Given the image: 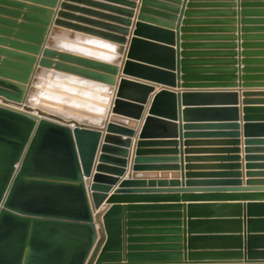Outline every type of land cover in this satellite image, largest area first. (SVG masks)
I'll return each instance as SVG.
<instances>
[{"label":"crops","instance_id":"obj_1","mask_svg":"<svg viewBox=\"0 0 264 264\" xmlns=\"http://www.w3.org/2000/svg\"><path fill=\"white\" fill-rule=\"evenodd\" d=\"M143 2L56 0L40 53L25 85L24 99H39L44 107L57 102V105L76 111V115L100 122L93 127L100 131L101 139L92 175L84 178L90 201L95 175L117 181L110 185L111 190L98 211L102 215L100 224L95 222L97 232H102L98 233V238L106 234L103 215L110 208L119 206L123 220L120 241L109 248H106L107 241L102 243L93 264H264V190L204 191L238 186L224 183L194 185L191 190H199L194 192L173 191L185 186L182 165L187 181L233 179L241 180L243 187L263 189L264 169L245 168L243 129L240 139L235 141L184 139L183 163L178 133L164 138L140 139L153 98L163 88L176 92L236 91L241 126L246 120L264 121V0H149L146 5ZM155 45L170 49L175 64L179 49L182 60L198 62L193 67L215 69L214 75L222 80H204L203 83L219 87L180 88L183 83L179 85L176 72L142 63L148 57L166 62L168 57L156 50ZM46 52L52 55H45ZM129 58L140 66H150L173 76L169 83L141 80L154 86V91L137 120L111 113L119 79L140 80L124 75ZM4 60L5 56H1L0 68L19 76L26 74L20 66L3 65ZM108 67L116 68V72H104ZM39 70L43 72L41 77L37 75ZM98 74L105 76L102 81ZM108 78L114 79L113 84L110 85ZM35 81L42 82L43 88L35 86ZM48 86H62L69 92L46 90ZM33 90L73 103L38 98L31 95ZM39 101L35 100L36 106ZM37 111L33 109L31 113L38 115ZM176 119L182 126L219 124L185 121L179 115ZM110 122L133 130V135L108 133ZM161 130L171 131L166 127ZM109 134L130 141V145L124 147L128 155L120 157L126 162L122 167L100 162L103 147L109 145L105 143ZM253 139L260 141L254 145L257 151L253 156L258 157L254 163L264 164V135ZM137 158L144 165H177L178 169L135 172ZM118 170L121 173H117ZM121 187L123 191L116 194ZM129 190L136 192L129 193ZM125 197L141 199L122 202L121 198ZM128 206L133 207L131 220ZM130 221L131 226L128 225ZM101 258L104 259L100 261Z\"/></svg>","mask_w":264,"mask_h":264},{"label":"water","instance_id":"obj_2","mask_svg":"<svg viewBox=\"0 0 264 264\" xmlns=\"http://www.w3.org/2000/svg\"><path fill=\"white\" fill-rule=\"evenodd\" d=\"M55 2L56 0H0V4L25 7L27 13L24 14V20L34 22L35 19L42 25L35 31L28 25L18 26L12 21L5 22L11 27L18 26L23 30L27 29V32L29 30L36 34L17 33V37L26 42L24 45L10 42L12 43L11 48L15 47L25 52L19 55L28 64L24 67L25 75H15L0 68V264H93V259L102 243L107 241L106 248H109L112 243L120 241L123 211L119 206L110 208L103 215L106 234L98 238V233L102 232H97L95 228V222L100 224L102 216L98 211L107 198L108 191L111 190L110 185L115 184L117 180L100 174L95 175L90 188L92 202L85 187L84 178H90L92 175L101 139L100 131L93 127L98 126L100 122L73 115L47 114L42 110L37 111L38 115H36L31 113L33 109L30 103L34 100L24 99L25 85L29 82L36 56L40 52L47 33L46 27L49 25L52 16L51 9L55 6ZM27 3L32 5L29 6ZM147 3L149 0H144L143 4ZM143 10H145L144 7ZM33 14L42 15V18L36 19ZM1 32L13 33L9 30H1ZM121 41L124 42V40ZM31 42L32 44H29ZM154 47L168 57L166 62H159L148 57L144 58L142 63L176 72L179 85L183 83V86H179L180 88L219 87L218 84L203 83L204 80H222V77L214 75L215 69L193 67L192 65L198 62L182 60L178 48L175 64L170 49L162 45ZM8 55L17 57L12 50H9ZM45 55L52 54L46 52ZM131 55L136 56L133 52ZM133 61L129 58L125 63L124 75L140 80L126 77L119 79L111 113L137 120L141 117L143 105L147 103L148 96L154 91V86L141 80L169 83L173 81V76L150 66H140ZM110 70L113 73L116 72V68H110ZM204 73L209 75L204 76ZM108 81L111 85L114 79L109 78ZM105 90L111 91L110 88H105ZM238 102L239 94L236 91L176 92L163 88L153 98L140 139L164 138L168 134L178 133L183 163L184 139L235 141L240 139L242 128L246 155L245 168L247 170L264 169V164L254 163L258 157L253 156V153L257 151L254 145L260 143L253 138L264 135V121L246 120L241 126ZM182 104L186 108L182 109ZM177 115L183 117L185 121H211L219 124L182 126L177 124ZM162 127L171 131L163 132ZM108 133L124 134L130 137L133 135V130L110 122ZM111 134L106 137L105 143L109 145L103 147L104 155L100 158V162H111L122 167L126 162L120 157L125 158L128 155L124 147L127 148L130 141ZM141 162L140 158L134 161L133 170L135 172L178 169L177 165L155 166L144 165ZM181 169L182 182L185 186L173 191L194 192L199 191L191 190L193 188L190 187L194 185L224 183H233L238 186L208 188L204 191L264 190V188L243 187L241 180L233 179L187 181L183 165ZM117 173L121 171L118 170ZM122 189L123 187L118 189L116 194H120ZM135 192L129 190V193ZM135 198L141 199L125 197L121 198V201L132 202ZM132 211L133 207L128 206L129 220L132 218ZM131 224V221L128 222L129 226ZM131 234L132 231H129V235ZM90 255L91 259L88 260ZM103 259L101 258L100 261ZM115 259L119 261L120 255ZM129 259L134 261L131 256Z\"/></svg>","mask_w":264,"mask_h":264},{"label":"rangeland","instance_id":"obj_3","mask_svg":"<svg viewBox=\"0 0 264 264\" xmlns=\"http://www.w3.org/2000/svg\"><path fill=\"white\" fill-rule=\"evenodd\" d=\"M27 4L29 6L32 5L31 3H27ZM26 13H27V9L25 7H23V6H21V5L13 6V5H10V4H0V50H2L0 52V57L1 56H5V58H6V60L3 61V65L20 66V68L23 69L24 66H25L24 64H27V62L25 60H22V58L19 57V55H22L25 52L15 48V47H12V48L10 47V45L12 43L13 44H23V45L26 44L25 41H23L22 39L17 37V35H16L17 33H20V32H24L25 33L26 32L28 35H30V34L35 35L36 34L35 32H31L29 30L27 32L26 31L27 29L23 30V28L18 27V26L23 25V24L24 25H28L29 28H31L32 30H35V31H36L37 28L42 27V25L38 21H36L35 19H34V22H29V21L26 22L24 20V14H26ZM33 16L36 19L37 18H42V15H38V14L37 15L33 14ZM6 21H12L13 23H16L18 26H12L11 27V26L5 24ZM47 27H46V29H47ZM1 30H9V31H11L13 33L12 34H5V33H2ZM10 42H12V43H10ZM6 43H8V44H6ZM29 44H32V42L29 43ZM9 50H12L13 53H15V55H17V57L9 56L8 55ZM10 59L18 61V63L17 62H16L17 64L16 63H12V61ZM36 61H37V59H36ZM36 61H35V63H36ZM109 68L110 67H108L106 70H104V72H107V71L111 72V70ZM37 75H38V77H41V76H43V72L41 70H39ZM103 77H105V76H103L102 74H98V78H100L101 81L103 80ZM34 84H35V86H38L41 89L43 88L42 82H40V81H35ZM51 88H53L55 90L56 89L63 90L65 93L69 92V91H67V89H64L65 87H62V86L61 87H58V86L50 87V86H48L46 90L51 89ZM39 91L33 90L31 92V95L36 96L38 98H44V99H46L48 101H50L49 99H51V102H52V100H56V101L57 100H62V99H56L57 97H55L54 95L51 96V95H49L46 92L42 93V91L41 92H39ZM72 91H74V90H72ZM33 100L39 101V99H33ZM62 101H65V103H71L72 102V100H67V101L66 100H62ZM39 103H40V101H39ZM56 103L55 104H51V105L50 104H46L45 108L46 109L57 110V111H61V110L62 111H68V112H73V113L76 114V111L68 109L65 106H60L61 104L57 105ZM40 104H42V103H40ZM40 104H38V105H40Z\"/></svg>","mask_w":264,"mask_h":264},{"label":"bare ground","instance_id":"obj_4","mask_svg":"<svg viewBox=\"0 0 264 264\" xmlns=\"http://www.w3.org/2000/svg\"><path fill=\"white\" fill-rule=\"evenodd\" d=\"M31 104V108L35 109V110H42L43 112H47V113H57V114H66V115H73V116H76V117H80V118H87L86 116H79V115H76L74 114L73 112H68V111H57V110H51V109H46L43 104H40L38 106L35 105V100L33 101V103H30ZM89 119V118H87Z\"/></svg>","mask_w":264,"mask_h":264}]
</instances>
